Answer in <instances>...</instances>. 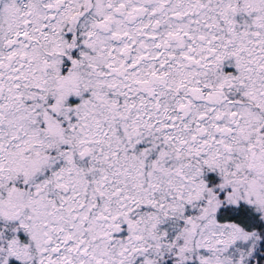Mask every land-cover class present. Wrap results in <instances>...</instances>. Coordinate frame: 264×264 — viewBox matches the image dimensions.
<instances>
[{"label": "snow or ice", "instance_id": "6c2138e0", "mask_svg": "<svg viewBox=\"0 0 264 264\" xmlns=\"http://www.w3.org/2000/svg\"><path fill=\"white\" fill-rule=\"evenodd\" d=\"M0 264H264V0H0Z\"/></svg>", "mask_w": 264, "mask_h": 264}]
</instances>
